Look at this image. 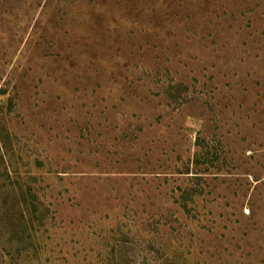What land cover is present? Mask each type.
I'll list each match as a JSON object with an SVG mask.
<instances>
[{
    "label": "rangeland",
    "instance_id": "374dc122",
    "mask_svg": "<svg viewBox=\"0 0 264 264\" xmlns=\"http://www.w3.org/2000/svg\"><path fill=\"white\" fill-rule=\"evenodd\" d=\"M14 195L0 264H264V0H0Z\"/></svg>",
    "mask_w": 264,
    "mask_h": 264
},
{
    "label": "trees",
    "instance_id": "16d2710c",
    "mask_svg": "<svg viewBox=\"0 0 264 264\" xmlns=\"http://www.w3.org/2000/svg\"><path fill=\"white\" fill-rule=\"evenodd\" d=\"M12 199L11 201V205L9 203V206H7V201L6 200H2V202L0 203V219L2 221H4V223L7 224H12L11 220H13L14 222L18 223H23L25 226L27 224V222L25 223V212H26V203H24L23 201L21 202L17 197H12L10 198ZM19 202L22 203L24 206L21 208L19 205ZM13 206H16L18 210H16V214L18 215L17 217L12 216L13 213H11V211L13 210ZM25 210V211H24ZM16 224V225H17Z\"/></svg>",
    "mask_w": 264,
    "mask_h": 264
}]
</instances>
